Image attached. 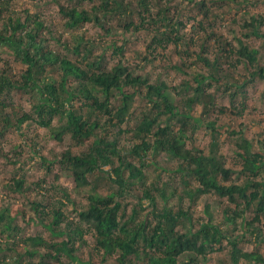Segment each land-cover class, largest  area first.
Masks as SVG:
<instances>
[{
    "label": "trees",
    "instance_id": "obj_1",
    "mask_svg": "<svg viewBox=\"0 0 264 264\" xmlns=\"http://www.w3.org/2000/svg\"><path fill=\"white\" fill-rule=\"evenodd\" d=\"M10 1L13 0L0 1V48L9 50L25 70L19 79L13 80L0 72L1 130L20 129L24 122L31 121L57 141L68 135L73 143L71 149L82 148L83 151L75 154L68 148L57 162L70 174L76 189L86 191L87 202L78 210L72 209L77 214L76 220H72L65 215L64 202L60 198L49 196L46 199L39 193L40 198L29 203L32 208L29 216L23 208L16 212L22 215L24 222L45 227L49 239L41 235L23 238L24 247L19 253L12 252L15 246L9 247L5 241L4 248L12 253H4L3 259L8 257L4 264H50L52 260L63 264V259H70L69 264H91L76 256L79 248L86 244V233H91L92 249L101 255V260L106 261L108 256L114 259L113 264H180L182 256L187 259L181 264H193L188 261L194 257L205 259L208 252L222 250L225 239L231 247V264H238L241 257L254 258L264 264L261 255L242 252L238 247L239 235L233 234L247 211L251 212V218L245 219L243 224L248 232L253 233L260 225L264 227V150H253L250 141L242 136L234 138L236 148L241 151L236 155L242 166L236 179L243 178L241 183H235L230 180L235 170L215 156L220 136L215 120L204 121L190 114L199 105L201 116L209 115L215 107L209 90L213 85H220L221 78H225L223 83L227 87H235L230 95L232 101L237 91L245 87L246 84L238 86L229 81L233 78L223 69L220 63L223 58L227 63L231 62L228 58L236 55L234 63L246 62L254 69L250 75L264 82V67L257 65L256 52L240 40L238 48L224 43L217 49L219 56L214 60L197 56L207 74L189 68L188 80L169 87L164 80L151 82L145 75L136 74L121 61L108 66L102 55H94L89 41H85V45L80 42L82 36L73 37L72 48L75 55H82L81 65L70 61L47 45L44 32L49 31L45 23L28 11L25 18H20L9 10ZM52 1L58 5V13L65 20L64 27L68 31L91 24L107 34L133 33L153 25L154 36L149 48L172 43L160 29L170 28V34L176 31L170 25L169 8L159 7L162 0H68V6L61 5L58 0ZM85 2L90 4L87 9L83 7ZM197 6L205 8L203 3ZM153 7L157 10L154 18ZM3 11L7 12L5 18ZM203 14L205 18L198 29L209 31L210 28L203 27L208 24L207 9ZM113 20L115 25L111 24ZM255 22L251 19L248 27H253ZM176 26L185 27L182 23ZM190 27L193 31L194 26ZM255 29L253 27L250 34L257 36ZM116 51L121 52V48ZM51 72L59 73L58 81L48 77ZM11 90L29 96V113L19 115L14 107L5 112L2 100L6 97L2 96ZM135 96L144 100L148 108L140 112L132 127L122 128L128 122L131 100ZM219 112L225 114L226 110L221 108ZM54 120H58L56 125H52ZM189 121L192 123L190 135L201 126L210 132L212 141L208 154L188 146L191 139L186 136ZM107 127L117 128L113 138L106 136ZM118 136L124 138L123 144ZM159 155L167 162H177L173 172L178 176L180 188L169 187L159 176L149 178L144 172L149 166L163 169L158 168L156 162ZM128 158L136 164L130 163ZM105 167L108 169L104 170ZM260 175L262 180L258 179ZM193 181L197 187H191ZM102 182L109 189L105 194L98 192V183ZM14 184L20 190L21 183L15 181ZM176 193H179L177 204L169 205V199ZM210 193L234 204L233 208L225 209L223 217L229 229L214 222L208 205L200 220L194 219L190 208L184 205L186 200L194 205L198 197ZM129 194V197H136L137 202L127 210V204L121 199ZM141 200L149 207L150 217L139 215ZM16 218L7 209L0 210L1 236L9 239L21 230L15 223Z\"/></svg>",
    "mask_w": 264,
    "mask_h": 264
},
{
    "label": "rangeland",
    "instance_id": "obj_2",
    "mask_svg": "<svg viewBox=\"0 0 264 264\" xmlns=\"http://www.w3.org/2000/svg\"><path fill=\"white\" fill-rule=\"evenodd\" d=\"M58 1L63 6L69 5L68 0ZM201 3L204 4L205 8L200 9L197 6ZM89 6V3H83L84 8L87 9ZM159 7L169 8L168 16L172 19L170 25L176 31L170 34V28L160 29L161 32L163 31L171 38L172 43L162 44L161 48H149L148 45L154 36L153 25L149 29L143 28L133 33L132 31L124 33L120 31L107 34L104 29L91 24L75 31H68L64 27L65 20L58 13V5L52 0H13L9 3V10L16 12L20 18H25L26 11H28L29 14L37 16L39 20L43 21L49 31L45 30L44 32L49 48L80 65L82 55H75L72 50L74 36H82L83 39L80 42L84 45L86 44L85 41H89L92 44L94 55H102L108 66L121 61L133 69L136 74L145 75L151 82L164 80L169 87L188 80L189 68H192L195 72L207 74V69L197 59V56H205L210 60H214L219 56L217 49L222 44L228 43L232 47L238 48V40L256 52L257 65L264 67V37L262 36L264 34V0H162L159 2ZM153 8L151 13L154 18L157 10L156 7ZM205 9L208 11V24H204L203 27L204 29L210 28L209 31H212L213 35L208 30L198 29V24L205 18L203 14ZM6 15L7 12L3 11V18ZM251 19L256 21L253 23V27L256 28L255 33L258 34L257 36L250 34L253 31V27H248ZM135 22L139 24L137 18ZM115 23V20L111 22L113 25ZM177 23H182L185 27H175ZM191 25L194 26L193 31ZM177 38L178 40H176ZM117 48H121V52H117ZM235 58L236 55H232V58H228L231 62L224 63L225 58L220 61V63H223L222 67L226 70L227 75L233 78L229 80L230 82L238 84V86L246 84L242 91H237L235 100L232 101L230 98V95L235 91V87H227L228 85L226 86L223 83L225 78H221L220 85H213L209 90V93L213 94L215 103V107L209 115L201 116L199 105L190 114L194 117H200L204 121L215 120L217 131L220 133V136L217 137L218 146L215 148V156L225 166L235 170V174L231 176L230 180L241 183L242 177L236 179V175L240 172L242 166L241 160L236 155L239 150L236 148L234 138L242 136L250 141L253 150H264V82L250 75L254 69L246 62L234 63ZM176 66L182 67L177 69ZM24 70L25 66L14 59L9 50L0 48V72H5L13 80L19 79ZM48 77L58 81L59 73L51 72ZM8 93H4L2 96V98L6 97L5 100H2L6 105L5 112H8L11 107H14L19 115L30 112V99L26 93L12 90ZM146 107L148 108L146 102L139 96H135L131 100L128 122L122 128L132 127L135 119ZM221 108L226 110L225 114L219 112ZM56 123H58V120H54L52 125H56ZM188 125L186 136L191 138L188 140V146H193L208 154L210 150L208 147L212 141L210 132L204 126H201L190 135L192 131L191 121ZM106 131V136L113 138L117 133V128L107 127ZM0 132V210L7 209L11 215H15L17 217L15 223L21 229L16 232L14 237L9 239L0 235V264H4L8 261V257L3 259L4 253L14 251L19 253L24 247L23 238L41 235V237L49 239V233L41 224L23 221L22 215L16 212L19 208H23L29 216L28 213H32L29 203L32 200L39 199V193H43L46 199L49 196L60 198L64 202L65 215L72 220H76L77 214L72 209H80L87 202V199L86 191L76 189L70 174L62 170L57 162L60 159V154L68 148L75 154L83 151L82 148L72 147L71 149L73 143L69 140L68 135L64 136L62 141H57L53 136L50 137L45 129L37 127L31 121L24 122L20 129L12 127L5 131L1 130L0 124ZM232 132L234 133L232 134ZM99 133L102 135L104 132L101 130ZM117 138L123 144L124 138L122 136ZM156 159L158 168L160 166L163 169L149 166L143 169L144 172L148 173L149 178L153 177L155 179L159 176L163 183L170 185L169 187L180 188L181 183L178 176L173 172L177 162H167L165 159L163 160V155H159ZM127 160L134 165L136 164L134 160L129 158ZM107 169L108 167L104 168V170ZM258 179L262 180V176L260 175ZM15 181L21 183L20 190L15 188ZM229 182L226 184H229ZM106 185L103 182L98 183V192L105 194L109 190ZM52 186L56 187L57 191H54ZM191 187H197L195 181L192 182ZM130 195L121 199L123 203L127 204V210H129L131 204L137 202L136 197H129ZM178 195L179 193H176L169 199V205L177 204ZM140 202L142 209L139 215L150 217L149 207L145 205L144 200ZM184 205L190 208L193 218L198 220L202 216L204 217L203 209L206 207L205 205H208L214 222L220 224L223 229H229V223L225 222L223 217L225 209L227 207L233 208L234 204H229L225 198H219L213 193L204 194L196 199L194 205L187 200ZM250 218L251 212L247 211L244 218L239 220L240 225H237L233 234L239 235L238 247L242 252H255L264 259V227L260 225L258 230L256 229L253 233L248 232L243 222L245 219L249 220ZM59 239L57 238V240ZM84 239L86 244L76 252L77 258L89 261L91 264H113L114 259L107 256V260L102 261L101 255L92 249L93 239L91 233H86ZM5 241L9 247L15 246L12 252L4 248ZM230 248V244L225 239L222 242V250L208 252L205 259L197 256L188 262L193 264H231ZM40 250L43 251L42 246ZM186 259L187 256H182L179 263L181 264ZM69 262L70 259L61 260L63 264H69ZM49 263L59 264L53 260ZM238 264L263 263L257 262L254 258L241 257Z\"/></svg>",
    "mask_w": 264,
    "mask_h": 264
}]
</instances>
